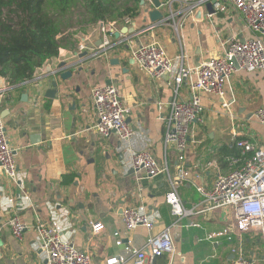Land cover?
Masks as SVG:
<instances>
[{
    "label": "crops",
    "instance_id": "obj_1",
    "mask_svg": "<svg viewBox=\"0 0 264 264\" xmlns=\"http://www.w3.org/2000/svg\"><path fill=\"white\" fill-rule=\"evenodd\" d=\"M196 2L172 0L171 7H162L164 18L146 31L152 21L141 3L144 16L141 11L128 24L116 22L121 34L113 35L115 46L106 54H94L101 44L96 24L86 33L80 31L75 44L60 48L59 55L38 69L25 86L14 89L0 78V92L4 94L0 109L8 111L4 120L15 148L19 176L16 183L0 173V264H48L34 228L38 219L49 224L56 221L62 227V237L87 249L97 264H107L113 256L128 258L126 246L143 248L150 236L168 227L176 253L163 255L158 263L230 264L233 247L240 246L256 264H264L260 232L232 228L230 207L206 208L200 204L202 198H193L199 192L197 184L211 189L220 175L232 170L229 152H239L233 131L264 147V132L263 136L259 133L264 124L253 116L264 105V70L233 73L225 85L228 107H223V99L215 94H201L203 120H196L191 127L183 164L186 175L179 185L184 204L188 208L199 205L195 214L179 220L172 214L165 198L169 190L167 175L151 179L144 172L131 171L132 154L150 148L161 165L170 167L172 175L179 173L178 151L174 145H164L168 103L192 97L187 84L176 93V84L172 83L181 62L179 56L185 54V65L196 66L210 54H223L229 39L255 36L240 12L230 7L227 12L209 14L206 3L201 7ZM147 6L150 10L155 7L152 1ZM152 38L173 60L172 73L161 78L150 75L131 53L138 41ZM62 62L77 63L72 68L73 78L67 81L71 97H63L59 91L55 99L46 98L49 82L44 80L45 89L36 101L35 86ZM108 80L119 87L122 100L132 108L127 120L135 135L129 142L116 134L102 136L95 128L98 118L91 92ZM28 89L27 99L24 94ZM138 205L147 207L153 228L139 226L126 232L122 210ZM13 216L27 225L21 238L6 224ZM93 220L104 223L100 234L92 233ZM228 226L231 230L226 236L207 238L209 233ZM116 231L122 233L124 244H116Z\"/></svg>",
    "mask_w": 264,
    "mask_h": 264
},
{
    "label": "built area",
    "instance_id": "obj_2",
    "mask_svg": "<svg viewBox=\"0 0 264 264\" xmlns=\"http://www.w3.org/2000/svg\"><path fill=\"white\" fill-rule=\"evenodd\" d=\"M151 1L144 0L143 3V10L148 16L151 10L147 2L151 3ZM208 1L211 0H197L196 6L203 7ZM163 3L164 6L171 7L172 0H164ZM230 7L243 15L255 36L229 39L223 54H210L196 66L185 65V54L179 56L181 62L172 83L176 84V93L182 84H187L192 97L187 101L175 98L168 103L169 111L165 117L164 136L165 148L174 145L179 153L180 164H177L179 173L176 176L172 175L170 167L161 165L150 148L135 152L131 156V166L136 173L144 172L151 179L167 175L169 190L165 198L177 220L195 214V208L199 206L188 208L184 204L179 193V185L186 175L183 164L189 148L191 127L196 120H203L204 106L201 94H215L223 99V107H228V103L224 100L225 85L233 73L237 70L250 72L264 70V0H215L216 12H227ZM143 10H141L142 16H144ZM158 22H152L150 27L143 31L152 29ZM97 24L102 41L94 54H106L115 46L113 35L118 32V28L115 21L100 20ZM80 48L83 49V46ZM131 53L136 62L156 78L173 71L172 58L156 38L138 41L132 46ZM91 95L98 118L95 125L97 132L102 136L116 134L126 142L132 140L135 130L127 120L132 108L122 100L119 87L111 80L110 84L95 86ZM3 97V92H0V103ZM162 104L160 102L159 105ZM253 116L264 124V105L259 107ZM232 135L239 149L238 154L228 156L233 168L227 174L220 175L211 189L203 184H197V189L203 197L200 204L205 205L206 208L230 207L234 217L232 228L239 231H258L264 239V147L257 145L241 132L233 131ZM15 153L0 109V173L17 183L19 176ZM122 218L126 232L139 226L151 230L154 225L145 205L124 207ZM6 224L12 228L18 238L22 237L27 228L18 216L9 218ZM90 226L94 235L100 234L104 229V223L99 220L91 221ZM34 228L41 248L48 255V264H97L87 249L62 237V227L56 221L49 224L38 219ZM230 230L229 226L225 227L223 230L209 233L207 238L216 240L220 236H226ZM114 235L117 238V245L124 244L121 232L116 231ZM125 250L130 254L128 258L126 255L113 256L108 258L106 263L156 264V258L176 253L169 227L150 236L143 248L132 249L126 246ZM233 254L234 258L230 264H256V260L249 258L240 246L233 247ZM128 259L130 263H127Z\"/></svg>",
    "mask_w": 264,
    "mask_h": 264
},
{
    "label": "trees",
    "instance_id": "obj_3",
    "mask_svg": "<svg viewBox=\"0 0 264 264\" xmlns=\"http://www.w3.org/2000/svg\"><path fill=\"white\" fill-rule=\"evenodd\" d=\"M141 2L0 0V78L14 86L33 78L38 69L59 55L60 48L75 44V32L86 33L100 20L128 24L140 14ZM238 153L237 149L229 152ZM70 177L72 180L73 175ZM193 198L203 197L197 192ZM159 258L155 263L165 264L158 263Z\"/></svg>",
    "mask_w": 264,
    "mask_h": 264
},
{
    "label": "water",
    "instance_id": "obj_4",
    "mask_svg": "<svg viewBox=\"0 0 264 264\" xmlns=\"http://www.w3.org/2000/svg\"><path fill=\"white\" fill-rule=\"evenodd\" d=\"M152 2L155 7L153 8V10L149 12L150 20L152 22L161 21L165 16L164 12L162 11V7L164 6V3L162 0H152ZM141 3L143 4L144 0H142ZM214 3H215V0H211L206 3V9L209 12V14H214L216 12L214 8ZM197 16L198 18L202 16L201 10L198 11ZM120 34H121V31H118L115 33V36L119 37ZM76 65L77 63H71V64H67V62L60 63L57 70H54L53 72L49 73L47 76H45L42 79L43 81H41L37 86H35V89L37 90L35 100L37 101L39 99L41 90L45 89L46 84L44 80H47L49 82V86L46 88V92H45L46 98L55 99L59 91L63 93V97L70 98L71 95L68 92L70 90V85L67 84V81L73 78L74 74H73L72 68L75 67ZM110 83H111V80H108L107 84H110ZM26 84L28 83L23 82L21 84H17L14 86V89L23 87ZM29 93H30V89H28L27 92L24 94L27 99L29 97ZM7 113H8L7 110L2 112L4 117L6 116ZM131 171L135 172L133 168Z\"/></svg>",
    "mask_w": 264,
    "mask_h": 264
},
{
    "label": "rangeland",
    "instance_id": "obj_5",
    "mask_svg": "<svg viewBox=\"0 0 264 264\" xmlns=\"http://www.w3.org/2000/svg\"><path fill=\"white\" fill-rule=\"evenodd\" d=\"M73 29H74V28H71L70 30L73 31ZM74 31H75V30H74ZM78 33H79V32H75V36H76ZM177 45H178V47H179V44H177ZM167 46H168V48L170 49V46H171V45L167 44ZM167 51H168V49H167ZM176 60H177V63H179L180 60H179L178 56H177V59H176ZM263 132H264L263 129L259 130V133H260L261 136H263Z\"/></svg>",
    "mask_w": 264,
    "mask_h": 264
}]
</instances>
